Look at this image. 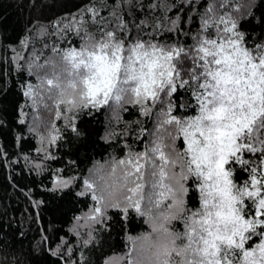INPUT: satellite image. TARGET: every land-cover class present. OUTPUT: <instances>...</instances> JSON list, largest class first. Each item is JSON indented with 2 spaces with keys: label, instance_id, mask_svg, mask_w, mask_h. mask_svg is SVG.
Returning a JSON list of instances; mask_svg holds the SVG:
<instances>
[{
  "label": "snow or ice",
  "instance_id": "6c2138e0",
  "mask_svg": "<svg viewBox=\"0 0 264 264\" xmlns=\"http://www.w3.org/2000/svg\"><path fill=\"white\" fill-rule=\"evenodd\" d=\"M125 9L128 18L122 15ZM134 9L144 15L139 23ZM172 9L174 17L168 15ZM88 12L95 31L89 30ZM193 12L200 28L192 34L194 43L186 44L180 36L191 33L185 25L194 21ZM213 12L212 5L200 12L198 0H117L110 20L98 17L93 4L81 10L79 20L74 15L70 21L61 18L48 28L40 26L39 34L56 37L51 56L35 44L27 59L16 53L24 60L17 71L26 67L39 83L21 80L23 104L0 90V132L11 135L27 127L31 134L28 109L35 111L37 97L49 112L55 106V120L63 118L64 125L42 121L47 134L40 137L37 157H23L25 167L37 175L54 171L47 161L57 159L51 149L64 141L68 152L59 159L68 155L65 167L79 175L54 180L44 188L43 198L32 203L40 211L46 201L57 211L75 213L77 204L87 207V213L73 216L78 228L86 229V238L80 231L75 234L83 245L97 244L101 255L104 240L96 233L128 228L135 213L151 232L128 237L135 251L129 264H264V0H250V19ZM36 32V26L28 30L21 49ZM165 33H175L176 40L158 39ZM69 34L83 40L78 50L57 47ZM41 42L46 49L47 41ZM41 57L44 63H39ZM61 62L68 66L66 81L56 77L54 83L41 75ZM126 104L154 117L143 150L136 148L140 135L121 146L106 124L98 138L112 149L111 159L85 175L87 157L80 160L74 146L98 136L92 126L95 113L123 111ZM131 123L140 125L141 135L145 132L143 121ZM132 131L126 126L121 136ZM246 154L251 156L246 159ZM11 155L18 152L0 153V164L11 166ZM47 252L56 259L49 260L42 242L33 248L40 264H74L73 247L66 242L56 249L49 245ZM81 264L91 262L82 259Z\"/></svg>",
  "mask_w": 264,
  "mask_h": 264
},
{
  "label": "trees",
  "instance_id": "16d2710c",
  "mask_svg": "<svg viewBox=\"0 0 264 264\" xmlns=\"http://www.w3.org/2000/svg\"><path fill=\"white\" fill-rule=\"evenodd\" d=\"M249 2L250 0H198V7L200 12H204L209 5H212L214 12L211 15L226 13L232 18L245 20L250 19L247 15ZM116 3L117 0H0V36L3 38L2 43H0V90L6 92L10 100L19 99V102L23 104L24 97L20 91L21 80L34 85L37 84L34 79L35 75H29L26 67L22 72L17 71V63L24 64V62L16 56V53L20 51L21 55H25L24 58L27 59L35 44L36 48L44 49L48 56L52 55L51 47L56 42V37L39 34L40 26L48 28L61 18L70 21L74 15L79 20L81 10L88 9L93 4L96 6L98 17L111 20L114 19L111 17L112 6ZM221 4L225 7L221 8ZM134 11L137 17L136 23H139L141 19H144V15L138 10L134 9ZM145 11L147 10L145 9ZM175 13L176 9H172L168 12V15L174 17ZM86 15L88 16L89 30L95 31L96 26L91 24L92 14L88 12ZM122 15L128 18L127 9ZM181 15L187 21V14L181 13ZM192 15L195 17L194 21L190 25H185L186 31L189 26L191 27V33L187 36H180V40L186 44L194 43L192 34L200 28L199 16H196L195 12ZM34 26L37 28V32L33 33L34 39H29L27 47L21 49L20 40L24 39L28 30ZM147 31H151V29L149 28ZM81 36H83V32H81ZM167 36H171L172 41L176 40L175 33H165L164 36L158 37V39H165ZM144 39H147V37L145 36ZM41 41H47L48 47L46 49ZM81 43H83V40L80 37L69 34L68 41L57 42V47L70 46L78 50ZM39 63H44V57H41ZM46 102L52 104L51 101ZM39 103H41L40 99L35 111L28 109L30 113L28 122L33 126L31 134L28 132L27 127H23L22 132H16L14 129L11 135L0 132V153L4 151L9 154L18 152V155H11L13 162L11 166L7 163L0 164V264H40L33 253V248L38 242L43 243L49 260L56 259L47 252L49 245L51 249H56L57 245L63 246L65 242L67 246L73 247L72 259L74 264H81L82 259L91 262V264H97V261L98 264H105V262L109 264L112 260L128 255L131 251L132 254L130 253L129 256L132 259L135 254L133 243L128 237L135 238L149 233L148 224L144 222V217L133 213L134 219L128 228L124 230L116 229L115 231L104 229L102 233H96L97 239L104 240V254L101 255L97 244L83 245L82 241L78 242V237L75 234L76 231H79V228L73 220V216L87 213V207L77 204L75 206L77 211L73 213L57 211L56 207L47 201L41 205L43 211L38 210L33 205L32 201L41 200L44 188L51 187L54 180L66 179L68 175L73 173L79 175L75 170H73V173H69L65 167L69 163L68 155H63L62 161L59 159L63 153L68 152V147L64 141L58 142L61 145L59 149L55 146L51 149L56 154L57 159L47 161V163L51 164L54 171H46L43 175H37L35 171L30 173L25 167L23 157L25 155L32 158L37 157L36 150L40 146V137L47 134L42 121L54 120L58 128H62L64 125L63 118L55 120L54 105H52L53 111L49 112L45 107L40 108ZM192 103H195L194 99ZM148 106L151 107L150 101ZM61 108L63 109V107ZM190 114L194 115L195 113ZM94 115L95 119L92 121V126L96 129L98 136L87 143L75 145L73 149L80 160L87 157L85 175L88 174L87 169L93 168L94 165L96 167L105 166L106 161L111 159L109 153L112 149L104 140L98 138L104 135L106 124H109L115 130L116 138L121 146L125 141L131 143L134 136L140 135V139L136 141V148L141 151L143 150V141L148 135L147 130L154 128V117L142 116L139 106L131 104L124 105L123 111L113 113L104 109ZM137 119L144 122L145 132L142 135L140 134L139 124H129V122ZM126 126L132 128V135L121 136ZM181 141H178V143ZM21 143L23 144L22 152L19 151ZM39 155L42 157V154ZM250 156L251 154H246L245 158L247 159ZM117 157L124 158V153L118 152ZM81 167H84V165H81ZM105 170H110V168ZM26 193L31 194V199ZM88 203H92L90 198ZM196 205L199 206L198 198ZM178 227L181 231L183 230L182 224ZM109 231H111V237H108ZM82 234H85L86 238V231ZM258 242L259 240L256 239V243ZM63 250L67 253V247H64ZM123 264H129V261L126 259Z\"/></svg>",
  "mask_w": 264,
  "mask_h": 264
},
{
  "label": "rangeland",
  "instance_id": "374dc122",
  "mask_svg": "<svg viewBox=\"0 0 264 264\" xmlns=\"http://www.w3.org/2000/svg\"><path fill=\"white\" fill-rule=\"evenodd\" d=\"M24 57H26V56L24 55ZM23 62H24V60H23ZM67 68H68V66L65 63H63V62H61V64H58L56 66L49 65V66H47L45 71L41 72V75H45L46 74V78L47 79H52L54 81V83L56 81V77H60L61 80L66 81L68 79V75H67V71H66ZM34 79H35V83L38 84L39 81L37 80L36 75H35ZM36 99H37L36 105L38 106L39 97H37ZM30 103H31V101H30ZM39 105H40V108H44V104L43 103L42 104L39 103ZM61 107H64V106L61 105ZM176 171H179V168H177ZM83 223H84V221H80V224H83ZM148 230H149V233H150L151 232V228H150L149 225H148ZM79 231L82 233V232H85L86 229L79 228ZM133 250H134V248H133ZM130 253L128 255L123 256V257H120V258H117L115 260H112L111 262H109V264H123L126 259L129 261L130 260V256H129ZM134 254H135V251H134ZM126 256H129V257H126Z\"/></svg>",
  "mask_w": 264,
  "mask_h": 264
}]
</instances>
